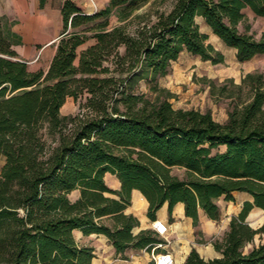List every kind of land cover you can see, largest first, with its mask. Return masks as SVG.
<instances>
[{"label":"trees","instance_id":"1","mask_svg":"<svg viewBox=\"0 0 264 264\" xmlns=\"http://www.w3.org/2000/svg\"><path fill=\"white\" fill-rule=\"evenodd\" d=\"M246 10L264 17V0H110L93 15L64 0V34L46 73L29 71L14 50L21 44L14 22L0 16V264H92L94 249L75 231L106 236L117 254L151 252L159 235H134L139 222L125 213L134 190L151 220L164 204L171 214L183 203L194 227L201 212L220 220L221 198L251 195L213 242L220 257L204 260L193 249L185 264H264V244L245 252L264 233L247 221L253 209L264 211V74L219 88L232 101L225 123L211 111L175 109L174 94L159 83L183 53L225 63L198 19L238 62L264 56V34L251 33ZM141 81L147 93L137 90ZM68 98L84 101L63 116Z\"/></svg>","mask_w":264,"mask_h":264},{"label":"crops","instance_id":"2","mask_svg":"<svg viewBox=\"0 0 264 264\" xmlns=\"http://www.w3.org/2000/svg\"><path fill=\"white\" fill-rule=\"evenodd\" d=\"M109 1L74 0L77 6L88 15L104 10L108 6ZM63 4L64 0H44L43 2L42 0H0V16H6L14 22L12 30L21 40V44L16 46L14 50L19 58L27 63L31 72L43 70L46 73L50 67L56 54L58 42L64 34ZM251 13L257 19H264V17H256L252 11ZM206 34L209 35L208 33ZM217 39L219 40V38ZM93 44L94 40H90L82 45L79 51H83ZM225 48L234 51L236 54L234 49L226 46ZM257 58L245 63H240L235 58L239 65L246 66L245 72L243 75H238V78L236 76L229 77H233L237 79V83H241L245 74L254 72L258 68L253 63ZM105 181L112 190H121V183L115 176L106 174ZM70 197L73 200L77 199V192L72 193ZM233 197L234 201L227 202L224 200L227 204L226 206L224 205L226 211L221 210L219 221L209 220L201 212L199 226L194 227L193 220L185 215L183 203L175 205L171 214L168 204H164L156 213V220H151L148 217V201L140 191L134 190L132 192L131 205L125 211L127 215L134 216L139 222L138 226L133 229V234L137 235L141 231L152 229L153 222L157 220L167 224L169 229L166 236H159L162 243L158 245H162V247H158L154 252L153 250L147 252L128 249L123 254H117L109 239L104 235L93 234L85 236L81 231H75L74 236L80 245L94 249L95 258L92 264H155L152 254L161 255L167 252L172 255L176 264H185L193 249L204 260H212L220 257V253L213 246V236L217 231V227L222 224L228 230L231 218L240 214L244 203L253 202L252 196L247 193L234 192ZM253 210L260 209L255 208ZM198 231L199 233L202 232L205 237H210L211 240L205 244L197 243L199 238Z\"/></svg>","mask_w":264,"mask_h":264},{"label":"rangeland","instance_id":"3","mask_svg":"<svg viewBox=\"0 0 264 264\" xmlns=\"http://www.w3.org/2000/svg\"><path fill=\"white\" fill-rule=\"evenodd\" d=\"M116 22L117 19L113 17L112 26L117 25ZM197 22L200 25L201 31L209 34V42L224 55L225 63L212 65L210 62H204L191 54L183 53L178 61L173 63L170 74L160 79L159 83L161 87L170 90L174 94L171 103L175 109L199 110L201 112L211 111L215 121L225 123L228 119V113L232 109V101L220 96L218 90L226 85L229 80H233L235 84H240L237 83V79L229 76H236L238 78V75L244 74L246 66L237 63L234 51L225 48L222 42L208 29L204 21L198 19ZM245 24L251 26V33H254L257 38L264 34V19L253 17L250 10L246 11ZM240 31L245 32V25L240 27ZM253 63L258 67L254 72L264 74V57H258ZM212 82L217 88L215 95L211 94ZM138 86L137 90L139 92L147 93L149 90V85L145 81H141ZM83 101L84 98L78 102L72 98L68 99L61 109V114L63 116L77 114L79 105ZM3 164L4 160L0 159V170ZM174 174L182 176L183 171L174 170ZM218 205L221 210L226 211L224 205L226 206L227 204L224 199H220ZM253 214H255L254 217H252ZM247 221L255 230L264 227V211L253 210ZM226 231V228L220 224L213 236V240H221ZM198 234L197 243L205 244L211 240L210 237H205L202 232L199 233L198 231ZM260 244H264V233L257 235L254 242L245 248V252Z\"/></svg>","mask_w":264,"mask_h":264},{"label":"built area","instance_id":"4","mask_svg":"<svg viewBox=\"0 0 264 264\" xmlns=\"http://www.w3.org/2000/svg\"><path fill=\"white\" fill-rule=\"evenodd\" d=\"M152 229L159 235V236H166L168 234V226L167 224H165L162 221H155L152 224ZM158 247H162V245H157L153 248V252L158 248ZM152 252V253H153ZM152 257L155 261V264H176L174 258L172 257V255L170 253H165V254H161V255H154L152 254Z\"/></svg>","mask_w":264,"mask_h":264},{"label":"bare ground","instance_id":"5","mask_svg":"<svg viewBox=\"0 0 264 264\" xmlns=\"http://www.w3.org/2000/svg\"><path fill=\"white\" fill-rule=\"evenodd\" d=\"M254 216H255V214L252 215V217H254Z\"/></svg>","mask_w":264,"mask_h":264}]
</instances>
